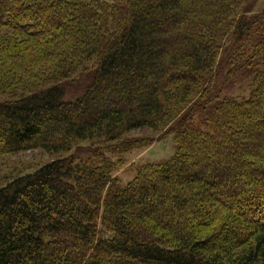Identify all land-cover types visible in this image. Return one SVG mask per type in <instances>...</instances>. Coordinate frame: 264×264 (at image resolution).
Segmentation results:
<instances>
[{
  "label": "trees",
  "instance_id": "trees-1",
  "mask_svg": "<svg viewBox=\"0 0 264 264\" xmlns=\"http://www.w3.org/2000/svg\"><path fill=\"white\" fill-rule=\"evenodd\" d=\"M254 0H0V158L68 155L133 131L174 155L94 152L0 177V264H264V10ZM249 80L248 98L224 96ZM93 64L82 97L63 83ZM218 72V71H217ZM215 73V74H214ZM124 141V142H123Z\"/></svg>",
  "mask_w": 264,
  "mask_h": 264
},
{
  "label": "rangeland",
  "instance_id": "rangeland-1",
  "mask_svg": "<svg viewBox=\"0 0 264 264\" xmlns=\"http://www.w3.org/2000/svg\"><path fill=\"white\" fill-rule=\"evenodd\" d=\"M104 1L113 2L115 0ZM253 2L254 5L248 10L250 11L249 15L252 16L264 10V0H254ZM223 59L224 57L221 56L215 71L218 74L217 85L219 88H224L223 95L238 99L248 98L252 91L249 80H244L240 83H227L226 74L219 69ZM96 71V67L91 64L87 67V71H79L71 79L64 82L63 87L66 90L64 101L74 102L82 97L92 83ZM7 101H10L8 96H0V103ZM174 138L175 134L168 132V130L161 133H155L151 130H138L131 132L124 138L125 143L130 142L132 144L130 151L126 153L116 150V154H107V148L118 143L108 145L103 141L77 144L68 155L52 156L40 149L21 152L0 158V177L5 178L4 183L6 184L16 177L33 173L55 160L69 158L73 159L75 163H81L91 158L94 152L103 151L106 157L108 156L116 162L122 161V165L116 171L115 177L120 179L123 185H127L134 178L135 169L139 165L169 160L175 151Z\"/></svg>",
  "mask_w": 264,
  "mask_h": 264
}]
</instances>
